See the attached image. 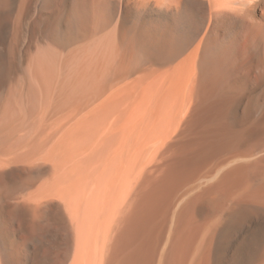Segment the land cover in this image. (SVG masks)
<instances>
[{
  "label": "bare ground",
  "instance_id": "6f19581e",
  "mask_svg": "<svg viewBox=\"0 0 264 264\" xmlns=\"http://www.w3.org/2000/svg\"><path fill=\"white\" fill-rule=\"evenodd\" d=\"M0 264H264V0H0Z\"/></svg>",
  "mask_w": 264,
  "mask_h": 264
}]
</instances>
